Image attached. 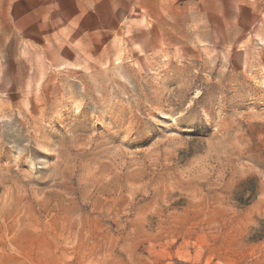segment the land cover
<instances>
[{
    "label": "rangeland",
    "instance_id": "374dc122",
    "mask_svg": "<svg viewBox=\"0 0 264 264\" xmlns=\"http://www.w3.org/2000/svg\"><path fill=\"white\" fill-rule=\"evenodd\" d=\"M207 1L0 37V264H264V0Z\"/></svg>",
    "mask_w": 264,
    "mask_h": 264
},
{
    "label": "crops",
    "instance_id": "0c3cea01",
    "mask_svg": "<svg viewBox=\"0 0 264 264\" xmlns=\"http://www.w3.org/2000/svg\"><path fill=\"white\" fill-rule=\"evenodd\" d=\"M125 0H0V37L4 43L11 42L13 36H32L34 28L55 27L54 18L58 27H98L99 11L108 13L118 12L119 6ZM150 0H139V3H147ZM243 0H234L235 4ZM157 8H153L157 19H172V16L162 15L163 13L175 12L177 4L198 5L200 8H193L201 12L205 11L207 0H153ZM182 11L186 8L180 9ZM235 11L238 8L235 7ZM51 13H57L56 17ZM107 18V17H106ZM108 19V18H107ZM23 29L24 32H23ZM2 41V40H1Z\"/></svg>",
    "mask_w": 264,
    "mask_h": 264
}]
</instances>
